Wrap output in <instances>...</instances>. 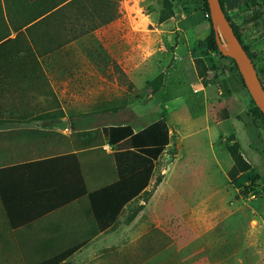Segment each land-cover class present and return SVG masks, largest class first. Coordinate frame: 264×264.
Wrapping results in <instances>:
<instances>
[{"label":"rangeland","instance_id":"rangeland-1","mask_svg":"<svg viewBox=\"0 0 264 264\" xmlns=\"http://www.w3.org/2000/svg\"><path fill=\"white\" fill-rule=\"evenodd\" d=\"M59 1L62 0H0V39L29 23L31 20L26 19L27 12L39 14ZM224 3L226 14L251 53L264 84V14L257 15L260 8L257 12L250 9L246 0H224ZM65 7L71 14L74 11V15H80L75 25L84 35L88 36L93 27L101 29L96 38L86 37L79 43L88 51L96 47V100H88L89 90L91 92L94 88L82 83L77 97L65 101L66 108L75 113L71 117L75 129L87 132L94 138L86 146L81 144L82 149L94 148L84 155L89 173L97 176L103 168L113 163L110 153L115 146H107L109 143L100 134L103 125L111 121H124L138 126L159 117L166 120L170 130V143L156 161L157 166L148 186V190H152L150 197L160 185L163 187L151 200L150 197L147 199L145 212L140 219L135 224L126 223L128 213L137 204L133 201L123 215L121 212L117 220L105 229L102 238L109 244L95 246L96 253L91 260L76 259L73 255L65 262L264 264V117L255 110L257 103L237 62L232 56L220 54L206 1L71 0ZM171 11L173 14L168 18L171 23L159 25L161 15ZM51 16L56 15L53 13ZM44 22L52 28L59 23L53 20ZM155 26L170 30L171 37L163 36L162 40H157L166 45L165 52H169L170 57L174 53L181 56L173 66L172 61H168V67H171L166 77L164 71L158 72L150 64L153 57L146 62L142 76L136 77L142 87L136 86L114 55L111 66L106 69L102 67L109 62L106 46L108 49L110 44L113 51H120L121 41L123 44L127 41L129 47L135 45L137 40L153 42L147 34L151 31L148 28ZM133 30H144L147 36H136ZM219 32L224 44L229 46L224 33ZM79 53L76 56L79 61L92 60L89 52ZM191 55L203 82L208 85L205 91L210 116L208 129L205 126L207 120L204 121V116L199 117L204 115V111L198 97L203 96L204 91L194 92L192 87L194 67L188 62ZM162 56L165 55L160 54L157 58L162 60ZM79 71L82 75L91 73L92 76L93 73L88 69ZM159 75L163 76L161 81L156 78ZM148 80L154 82L147 84ZM139 115L144 117L139 119ZM191 118H195L197 124L183 128L174 122L184 120L187 124ZM190 130L195 133L190 135ZM230 148L241 153L251 166L238 167ZM179 151L185 157L176 164V171L190 181L185 187L190 193L186 198L168 186L170 166L176 162L175 154ZM158 176H162L159 184L156 183ZM199 205L209 206L208 212L192 216L182 213L190 206ZM168 215L178 219L173 230H169L168 222H162V228H154L153 220L164 221ZM186 216L191 217L184 222ZM96 226L97 232L102 231ZM23 246L9 235L0 211V264H40L37 262L40 246L25 245L27 249ZM54 262L61 264L62 260Z\"/></svg>","mask_w":264,"mask_h":264},{"label":"crops","instance_id":"crops-1","mask_svg":"<svg viewBox=\"0 0 264 264\" xmlns=\"http://www.w3.org/2000/svg\"><path fill=\"white\" fill-rule=\"evenodd\" d=\"M69 1L71 0L59 1L47 11L42 10L39 14H30V12H27L26 14V19L31 21L22 29L25 31L34 49L41 54L39 55V58L42 61L40 62V67L43 70L42 74L44 77L38 82L37 90L25 93V95L28 96V99H36L44 102L57 100L60 103V107L58 105V107L55 108H45L41 110L10 107L0 109V168L47 158L58 154L88 149H82L80 145L81 142L79 139L81 138L76 136L78 131L75 129L71 120V117L75 116V113L66 108L65 101L73 100L77 97V90L81 87L80 85H82V83L88 84V86L94 88L91 92L89 90L88 100H96V47L94 46L95 48H93L92 51H88L84 50L79 43L85 40L86 37L96 38V34L101 29L93 27L89 30L88 36L81 33L80 29L77 30L75 22L79 21L80 15H74V11L73 14L68 11V7L66 8L65 6ZM53 13H55V17L51 16ZM46 20L58 21L59 23L52 28V26H49L44 22ZM170 20L171 19L158 21V23L161 26H166L171 23ZM59 24L60 27L58 26ZM75 29L77 30L76 34H74L76 31ZM148 30L151 31H149L150 33L147 35L152 38L150 40L153 42L137 40L135 45L129 47L127 41H125L124 44L123 41H121V45L119 46L120 51L114 50L115 52L113 51L112 46L108 43L110 47L107 49L106 46V58L109 62L106 63V66L103 64L102 67L106 69L109 65L111 66L114 55L116 61L136 86L142 87L136 77L142 76L145 72L146 62L153 57L150 64L155 66L158 72L164 71L166 77L169 68L173 66L175 60L181 56L178 53H174L175 55L170 57L168 54L169 52H165L167 50L166 45L161 43V41H157L162 40L163 36L171 37L169 34L170 30L159 26L148 28ZM143 31L144 30H133L132 32L139 37L147 36ZM17 32L18 31L11 33L8 36H16ZM183 32L186 33L187 31ZM95 43L96 41L94 40V44ZM79 49L80 51H78ZM85 51L92 55V60L87 62L84 60L79 61L76 56L79 52ZM160 54L165 55L162 56V60L157 58ZM169 60L172 61L170 67H168ZM188 62L191 67H194V74L191 79L194 92L204 91V95L198 97V102H200L204 111V115L199 117L204 116V121L207 120L205 126L206 129H208L210 128V116L208 95L205 92L208 85L203 82V77L198 72L192 55L188 57ZM82 69H88L89 71L92 70V76L91 73L82 75L79 71ZM104 78L107 79V77ZM108 82L112 83V80L108 79ZM6 93L10 99H18L17 92L8 91ZM152 107H155V105ZM113 110H115V108H113ZM36 114H42V117L31 118L32 115ZM138 117L141 119L144 115H139ZM158 118L159 117L156 119ZM174 122L176 124H181L183 128L188 127L190 124H197L195 118H191L187 124H185L184 120H174ZM150 123L135 126L132 122L111 121L106 125L131 124L134 130L137 131ZM195 131L190 130L188 133L193 135ZM180 152L181 151L175 154L176 158L174 161L176 162L170 166V184L168 186H170L176 194L186 198L187 195H190L187 188H185L187 183L190 182L188 181L189 178H182L184 175L176 171V164L178 161L182 162V158L185 157ZM245 156L248 159L246 154ZM109 166H113V163ZM24 173L27 175L28 171L26 170ZM160 186L152 194L150 200L155 193L163 187ZM134 201L137 204L145 203L143 199L139 200L138 198ZM132 203L133 201L124 206L121 215H123V211L130 207ZM208 208L209 206L207 205L190 206L186 208V210L184 209L182 213H184V215L190 214L192 216L194 214L206 213L208 212ZM0 211L3 213L9 235H11V238L17 242V244L21 246L24 245L23 248L25 249H27L25 245L33 244L40 246V257L37 259V262H41L40 264L59 259L62 260L61 263H63L73 255L76 259L78 257L82 260H91L96 253L95 246L102 243L109 244L102 238L105 236V230L99 232L96 231L97 224L92 217L88 206V200L85 197L70 201L63 206L50 210L40 216L32 217L30 222L17 228H12L10 226L1 196ZM144 212L145 206L132 221H126L127 225L130 223L135 224ZM29 215L23 214L22 217L27 218ZM190 217L186 216L184 222L189 221ZM162 222H168V225L170 226L169 230H173V226L175 225L176 227L178 224V219L176 216L168 215L164 221L159 219L158 222H155L153 220L154 228H162ZM139 237L140 234L137 235V238ZM22 251L25 252L23 249Z\"/></svg>","mask_w":264,"mask_h":264},{"label":"trees","instance_id":"trees-1","mask_svg":"<svg viewBox=\"0 0 264 264\" xmlns=\"http://www.w3.org/2000/svg\"><path fill=\"white\" fill-rule=\"evenodd\" d=\"M205 1L215 32L209 3L208 0ZM221 3L226 12L224 0H221ZM246 4L256 12L260 8L257 15L264 14V0H246ZM172 14V11L162 14L160 21L170 18ZM227 17L230 20L228 14ZM233 27L243 43L239 31L234 25ZM17 31L16 36L7 35L0 39V109L10 107L41 110L55 108L58 105L60 107L57 100L44 102L28 99L25 95L37 90L38 82L44 76L40 67L41 54L34 49L22 28ZM217 44L216 46L219 47ZM243 45L253 59L247 46L244 43ZM220 54L226 56L221 51ZM156 78L161 81L163 76L159 75ZM153 82L154 80H148L147 84ZM8 91L17 92L18 99H10L6 95ZM255 110L264 117L263 111L257 104ZM39 117H42V114L31 116V118ZM99 132L104 139L115 146V149L110 153L113 166L103 168L97 176L89 173L84 159L85 153L94 148L0 168V196L12 228L30 222L32 217L85 197L98 229L105 230L117 220L127 203L137 198H142L145 202L149 199L152 190H148L147 187L152 180L156 161L170 143V130L166 120L156 119L137 131L131 124L103 125ZM86 133L77 132L76 136L80 135L83 139L80 145L83 143L82 145L86 146L94 141V138ZM230 150L238 167L251 166L241 153L234 148ZM26 170L27 175L24 173ZM161 180L162 176H158L156 183L159 184ZM144 206L145 203L136 204L128 213L126 221H132ZM23 214L30 215L24 218ZM61 264H69V262Z\"/></svg>","mask_w":264,"mask_h":264},{"label":"water","instance_id":"water-1","mask_svg":"<svg viewBox=\"0 0 264 264\" xmlns=\"http://www.w3.org/2000/svg\"><path fill=\"white\" fill-rule=\"evenodd\" d=\"M208 3L213 27L216 31V40L221 52L232 56L236 60L247 87L255 102L264 113V84L259 77L253 59L245 49L231 21L228 19L221 0H208ZM219 30L224 33L229 46L224 44Z\"/></svg>","mask_w":264,"mask_h":264},{"label":"built area","instance_id":"built-area-1","mask_svg":"<svg viewBox=\"0 0 264 264\" xmlns=\"http://www.w3.org/2000/svg\"><path fill=\"white\" fill-rule=\"evenodd\" d=\"M107 146H112L111 144H107Z\"/></svg>","mask_w":264,"mask_h":264}]
</instances>
